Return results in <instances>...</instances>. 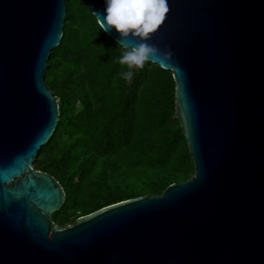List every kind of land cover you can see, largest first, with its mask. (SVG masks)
Wrapping results in <instances>:
<instances>
[{
    "label": "water",
    "instance_id": "1",
    "mask_svg": "<svg viewBox=\"0 0 264 264\" xmlns=\"http://www.w3.org/2000/svg\"><path fill=\"white\" fill-rule=\"evenodd\" d=\"M66 1L0 0V264H264V0H168L149 62L172 72L195 174L61 226L65 190L34 162L59 121L45 71Z\"/></svg>",
    "mask_w": 264,
    "mask_h": 264
},
{
    "label": "trees",
    "instance_id": "2",
    "mask_svg": "<svg viewBox=\"0 0 264 264\" xmlns=\"http://www.w3.org/2000/svg\"><path fill=\"white\" fill-rule=\"evenodd\" d=\"M62 40L45 81L59 103V121L34 162L64 188L66 203L52 214L61 226L104 207L162 195L195 174L171 71L149 61L133 69L126 50L100 27L81 0H67Z\"/></svg>",
    "mask_w": 264,
    "mask_h": 264
},
{
    "label": "clouds",
    "instance_id": "3",
    "mask_svg": "<svg viewBox=\"0 0 264 264\" xmlns=\"http://www.w3.org/2000/svg\"><path fill=\"white\" fill-rule=\"evenodd\" d=\"M168 12V0H105L102 19L98 15L103 31L115 29L121 40L137 42L135 47L126 49L118 60L128 69L120 73L125 81L133 79V69H143L146 62L157 54V49L149 40L164 23Z\"/></svg>",
    "mask_w": 264,
    "mask_h": 264
}]
</instances>
